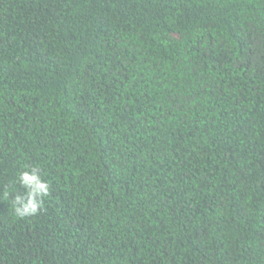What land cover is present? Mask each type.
<instances>
[{"label": "trees", "instance_id": "16d2710c", "mask_svg": "<svg viewBox=\"0 0 264 264\" xmlns=\"http://www.w3.org/2000/svg\"><path fill=\"white\" fill-rule=\"evenodd\" d=\"M0 264H264V0H0Z\"/></svg>", "mask_w": 264, "mask_h": 264}, {"label": "clouds", "instance_id": "9594fccd", "mask_svg": "<svg viewBox=\"0 0 264 264\" xmlns=\"http://www.w3.org/2000/svg\"><path fill=\"white\" fill-rule=\"evenodd\" d=\"M19 184L25 190L16 194L12 199L14 214L18 217H28L39 214L44 210V198L50 194L49 182L42 179L36 167H27L19 173ZM8 195L7 192L4 193Z\"/></svg>", "mask_w": 264, "mask_h": 264}]
</instances>
